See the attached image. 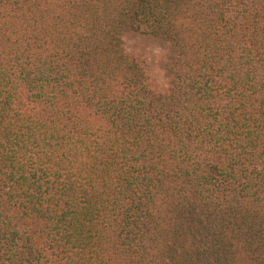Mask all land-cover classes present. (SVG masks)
<instances>
[{
	"label": "trees",
	"instance_id": "trees-1",
	"mask_svg": "<svg viewBox=\"0 0 264 264\" xmlns=\"http://www.w3.org/2000/svg\"><path fill=\"white\" fill-rule=\"evenodd\" d=\"M0 264H264V0H0Z\"/></svg>",
	"mask_w": 264,
	"mask_h": 264
},
{
	"label": "rangeland",
	"instance_id": "rangeland-1",
	"mask_svg": "<svg viewBox=\"0 0 264 264\" xmlns=\"http://www.w3.org/2000/svg\"><path fill=\"white\" fill-rule=\"evenodd\" d=\"M127 53L145 64L149 84L153 91L163 92L166 88V68L173 56V48L164 41L127 32L124 37Z\"/></svg>",
	"mask_w": 264,
	"mask_h": 264
}]
</instances>
